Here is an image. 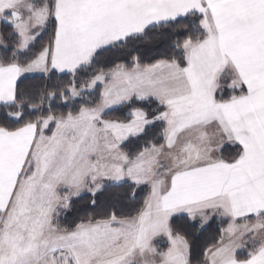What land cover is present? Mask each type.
<instances>
[{
    "label": "snow or ice",
    "instance_id": "6c2138e0",
    "mask_svg": "<svg viewBox=\"0 0 264 264\" xmlns=\"http://www.w3.org/2000/svg\"><path fill=\"white\" fill-rule=\"evenodd\" d=\"M0 264H264V0H0Z\"/></svg>",
    "mask_w": 264,
    "mask_h": 264
},
{
    "label": "trees",
    "instance_id": "16d2710c",
    "mask_svg": "<svg viewBox=\"0 0 264 264\" xmlns=\"http://www.w3.org/2000/svg\"><path fill=\"white\" fill-rule=\"evenodd\" d=\"M109 54H105L103 57H101L102 60H106L108 58ZM65 80L68 79V77H64ZM41 82V77L38 75H33V76H28V79L24 81L25 85L31 86L33 84H39ZM61 102L56 101V106L54 108L55 111L62 112V111H67L69 110L68 108L60 106ZM71 106H69L70 108ZM112 116H119V112H115L111 114ZM230 149H225V153L227 154ZM122 192L123 190H119ZM138 197V199L142 198ZM110 196H112V192L105 193L104 196L101 197V202L103 203L105 200H107ZM117 197H113V199H116ZM90 197L85 196L83 200H80L77 202L75 209L73 212L68 216V220L72 221L75 220L77 217H82L86 214H94L95 212H98L100 209H95L93 210L92 208L88 207ZM132 204V201H129L127 199H123L121 202V206L125 208V211L128 210V206ZM177 225L178 226H183L188 229L189 233L192 234L195 238L196 242V254L199 255V253L202 251L203 246L211 242L214 238H216L219 235L218 229L223 225V223L217 219L211 224H209L205 229L201 230L199 227L192 228L187 221L184 220L183 217L179 218L177 220Z\"/></svg>",
    "mask_w": 264,
    "mask_h": 264
},
{
    "label": "crops",
    "instance_id": "0c3cea01",
    "mask_svg": "<svg viewBox=\"0 0 264 264\" xmlns=\"http://www.w3.org/2000/svg\"><path fill=\"white\" fill-rule=\"evenodd\" d=\"M29 76H33V75H29Z\"/></svg>",
    "mask_w": 264,
    "mask_h": 264
}]
</instances>
